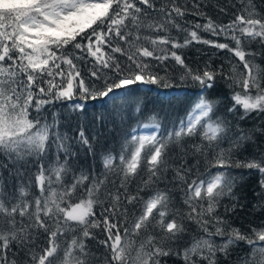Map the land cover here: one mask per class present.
I'll return each mask as SVG.
<instances>
[{
    "label": "trees",
    "instance_id": "obj_1",
    "mask_svg": "<svg viewBox=\"0 0 264 264\" xmlns=\"http://www.w3.org/2000/svg\"><path fill=\"white\" fill-rule=\"evenodd\" d=\"M74 2L0 0V264H264V0Z\"/></svg>",
    "mask_w": 264,
    "mask_h": 264
},
{
    "label": "rangeland",
    "instance_id": "obj_2",
    "mask_svg": "<svg viewBox=\"0 0 264 264\" xmlns=\"http://www.w3.org/2000/svg\"><path fill=\"white\" fill-rule=\"evenodd\" d=\"M99 3L97 0H75L71 7H62L55 11H50L47 14V20L38 21L34 18H26L23 20L22 25L20 27L21 32L23 34H27L28 32H34L36 34V38L40 40V42L44 41L52 37V34L56 31L55 34L60 35L62 32H70L74 29L76 22L80 17L91 16L92 13L97 12ZM39 41L35 42V48H32L31 51L35 56H38V44ZM246 97V96H243ZM256 99L253 98H243L241 102L243 104H254ZM208 110V103L205 101H200L196 104V106L191 110L186 119L185 126H189L194 123V121L205 113ZM157 131V125L154 123H144L139 127L137 133L141 139H144L148 136H152ZM138 148H136L135 152H137ZM218 176H214L211 179L206 181V187H212L218 181ZM201 186V183L196 184V189Z\"/></svg>",
    "mask_w": 264,
    "mask_h": 264
},
{
    "label": "water",
    "instance_id": "obj_3",
    "mask_svg": "<svg viewBox=\"0 0 264 264\" xmlns=\"http://www.w3.org/2000/svg\"><path fill=\"white\" fill-rule=\"evenodd\" d=\"M127 81H129V80L122 81V83H125V82H127Z\"/></svg>",
    "mask_w": 264,
    "mask_h": 264
}]
</instances>
